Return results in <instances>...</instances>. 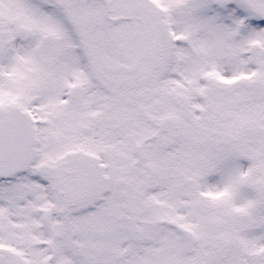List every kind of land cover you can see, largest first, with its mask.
I'll list each match as a JSON object with an SVG mask.
<instances>
[{
  "label": "snow or ice",
  "instance_id": "6c2138e0",
  "mask_svg": "<svg viewBox=\"0 0 264 264\" xmlns=\"http://www.w3.org/2000/svg\"><path fill=\"white\" fill-rule=\"evenodd\" d=\"M0 264H264V0H0Z\"/></svg>",
  "mask_w": 264,
  "mask_h": 264
}]
</instances>
